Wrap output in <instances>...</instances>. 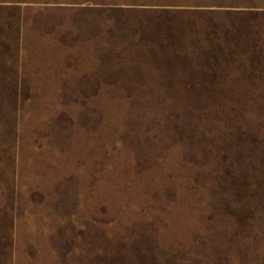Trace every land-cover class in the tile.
I'll use <instances>...</instances> for the list:
<instances>
[{
	"label": "rangeland",
	"instance_id": "rangeland-1",
	"mask_svg": "<svg viewBox=\"0 0 264 264\" xmlns=\"http://www.w3.org/2000/svg\"><path fill=\"white\" fill-rule=\"evenodd\" d=\"M263 2L0 0V264H106L132 231L147 264H214L220 239H263L247 203H213L214 168L190 171L147 116L131 122L126 96L34 93L73 60L108 61L99 87L113 93H264Z\"/></svg>",
	"mask_w": 264,
	"mask_h": 264
},
{
	"label": "trees",
	"instance_id": "trees-1",
	"mask_svg": "<svg viewBox=\"0 0 264 264\" xmlns=\"http://www.w3.org/2000/svg\"><path fill=\"white\" fill-rule=\"evenodd\" d=\"M264 4V2L262 3ZM127 102L129 117L135 125L139 120L147 123L151 138L156 145L165 143L167 150L186 161L190 171L198 175L215 169L205 180L212 183L210 191L213 203H247L250 228L264 225V93L231 94L205 93H137L122 94ZM108 98L109 95H103ZM137 105H140L139 110ZM156 153H160L155 149ZM235 168L234 188H226L221 181L223 170ZM250 171L243 183L240 174ZM191 173H187L190 176ZM214 175L216 177L213 179ZM202 179L201 177H197ZM197 181V179H196ZM233 192L229 202L226 194ZM122 245L108 255L106 264H147L146 250L138 241L134 231ZM243 237L236 234L233 239L218 241L220 253L208 251L214 264H235L236 258L248 247L254 254L253 263L261 251L264 264V236L248 239L246 247ZM263 240V244L261 241ZM200 264H204L200 263ZM260 264V263H259Z\"/></svg>",
	"mask_w": 264,
	"mask_h": 264
},
{
	"label": "crops",
	"instance_id": "crops-1",
	"mask_svg": "<svg viewBox=\"0 0 264 264\" xmlns=\"http://www.w3.org/2000/svg\"><path fill=\"white\" fill-rule=\"evenodd\" d=\"M104 37L106 38L107 44L104 50V53L108 51V38L110 35V29L106 27L104 31ZM66 49V47H64ZM108 61L105 63H90V66H86L85 63H79L76 61H58L53 63L50 69L46 70L51 71H62L69 72L70 74L63 75H51L45 77H36L38 79H44L51 81L50 84L46 85L45 88L55 91H43V92H34L35 94H52V95H109V94H137L133 92H123V93H113L101 89L99 86L103 84L106 86V83H100L106 81L100 73L103 71L102 65L104 64V70L107 71ZM95 64V65H93ZM84 66V67H83ZM80 70L91 71L97 74H78L75 75V72ZM72 73V74H71ZM95 89V90H93ZM141 93V92H139ZM144 93V92H142Z\"/></svg>",
	"mask_w": 264,
	"mask_h": 264
}]
</instances>
